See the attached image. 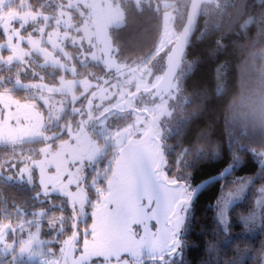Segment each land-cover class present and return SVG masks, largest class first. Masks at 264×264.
<instances>
[{
    "label": "snow or ice",
    "instance_id": "6c2138e0",
    "mask_svg": "<svg viewBox=\"0 0 264 264\" xmlns=\"http://www.w3.org/2000/svg\"><path fill=\"white\" fill-rule=\"evenodd\" d=\"M36 3L0 0V66L7 70V75L0 71V145L11 153L0 161V175L5 168L16 169L4 178H26L29 185L33 170L39 176V190L33 187L29 198L33 210L18 207L15 220L10 213L0 218V264H177L175 258L184 251L182 233L202 190L242 166L238 152L246 151L261 170L233 180L236 188L218 200V223L227 233L229 206L256 179H264V151L230 146V162L198 183L194 170L200 161L185 159V148L170 163L175 149L165 138L178 134L165 133V125L193 67L184 60L190 37L198 18L208 16L209 6L218 7L219 0ZM257 3L264 9V0ZM133 9L154 12L161 29L153 47L128 63L117 30L126 26ZM254 19L240 29L246 32ZM206 35L207 28L201 37ZM90 63L102 72L91 70ZM29 72L24 82L22 75ZM224 75L221 66L217 78ZM222 92L217 84V94ZM183 103L191 101L183 97ZM133 155L144 159L135 172V190L127 200L120 199L119 190L105 196L99 185L108 181L112 162L120 157L127 171L134 168L127 163ZM197 155L221 158L218 148ZM119 182L120 175L112 177L113 186ZM89 188L99 197L96 207L103 202L106 208L102 215L91 209ZM259 193L253 209L240 218L249 231L264 227V185Z\"/></svg>",
    "mask_w": 264,
    "mask_h": 264
},
{
    "label": "trees",
    "instance_id": "16d2710c",
    "mask_svg": "<svg viewBox=\"0 0 264 264\" xmlns=\"http://www.w3.org/2000/svg\"><path fill=\"white\" fill-rule=\"evenodd\" d=\"M224 1L219 0L218 7L210 5V14L199 17L195 35L190 40L184 58L185 63L193 67L182 81L183 93L179 97L180 102L168 122V130H178V134L171 138L165 137L167 144L175 149V152L168 156L170 163H174L176 154L185 148L189 149L185 159L190 163L200 161L196 163L194 170L195 181L198 183L221 172L230 162V146H234L233 151H237L240 145H247L257 151L264 150V130L233 127L226 121L224 112L227 102L224 95L225 87L230 92L236 91L238 65L243 52L241 45L255 33V29L251 27L246 32L242 31L240 25L247 17L252 16L260 22L261 27H264V18L261 16L264 9H261L257 0ZM30 2L36 3V0ZM47 2L48 0H39V3ZM39 3H36L37 7ZM206 28L208 35L201 37ZM160 29L161 18L154 12L148 10L137 12L133 9L128 14L126 26L117 30L122 55L126 57L128 63L144 56L153 47L159 39ZM218 42L222 47H218ZM221 66L225 75L223 79H218L217 69ZM89 67L98 73L102 72V68H92L91 65ZM0 71L7 75V70L2 68ZM30 77V73L27 76L22 75V79ZM217 84L223 85V92L220 94H217ZM23 96V91L17 93V98L22 99ZM183 97H188L191 103L184 104ZM217 148L221 156L218 161L211 159L210 156L197 155L198 152L211 153ZM238 154L242 157V166L226 179L206 187L196 200L186 229L182 233L184 251L175 258L177 264H260L264 250V232L259 231L252 236L244 235L240 218L255 206L256 191L258 187L264 185V179H256L248 187L243 198L233 202L229 207L230 228L227 233L221 231L222 226L215 215L216 201L223 193L222 186L226 185L223 190H231L236 187L232 183L233 180L240 177H255L261 170V166L251 153L240 151ZM10 157V149L0 146V161ZM104 186L99 185L103 189ZM33 187L39 190L34 176L32 185L19 184L15 181L6 182L0 178V218L10 213L15 220L18 207L25 213H30L33 209L29 207L32 204L29 198L33 195ZM93 193L89 188L88 194L92 196ZM68 211L70 212V209ZM42 226L46 232L47 225L43 220Z\"/></svg>",
    "mask_w": 264,
    "mask_h": 264
},
{
    "label": "clouds",
    "instance_id": "9594fccd",
    "mask_svg": "<svg viewBox=\"0 0 264 264\" xmlns=\"http://www.w3.org/2000/svg\"><path fill=\"white\" fill-rule=\"evenodd\" d=\"M251 18L247 17L244 23ZM249 27L255 33L241 45L236 91L230 92L227 87L224 90L225 119L233 127L264 130V27L256 19Z\"/></svg>",
    "mask_w": 264,
    "mask_h": 264
},
{
    "label": "rangeland",
    "instance_id": "374dc122",
    "mask_svg": "<svg viewBox=\"0 0 264 264\" xmlns=\"http://www.w3.org/2000/svg\"><path fill=\"white\" fill-rule=\"evenodd\" d=\"M226 1V0H225ZM224 1V2H225ZM223 2V3H224ZM213 6H215V5H213ZM0 42H2V38H0ZM70 51H75V50H72V49H69ZM5 55H7V53L5 52L4 53ZM90 65H91V63H90ZM2 69V66H0V70ZM37 71H40L41 69H39V68H37L36 69ZM30 73V72H29ZM42 74H46V70H42V72H41ZM31 74V73H30ZM23 81L24 82H29V79H23ZM179 97L177 98V100H175L174 102H173V108H174V110H175V107H177V105L179 104ZM174 112V111H173ZM172 116H173V114H172ZM171 116V117H172ZM171 119V118H170ZM170 119H168L167 120V122H166V125H165V133L167 132V130H168V122H169V120ZM1 146H3V145H1ZM262 151H264V150H262ZM20 154V148H17V155H19ZM127 163L129 164V165H132V166H134V168L133 167H130V168H128V170L127 171H124V169H123V167H122V164H123V162L121 161V159H120V157H117L113 162H112V171H111V173H109V177H108V181H106L105 182V186H104V194H105V196H107L108 195V193H109V190H111V192H113V193H116L117 192V190H119V197H120V199L121 200H127L129 197H130V195H131V193L135 190V172H136V170H139L140 168H141V166L144 164V159L143 158H141L139 155H133V156H130V157H128L127 158ZM15 173H16V169H11V170H9V169H7V168H5V172H3V175H4V177L6 176V175H15ZM116 175H120V182H119V184L117 185V186H113L112 185V177L113 176H116ZM33 176L36 178V183H37V185H38V179H39V176H38V172L36 171V170H33ZM141 178L142 179H145V176H144V174H143V172H141ZM15 181H17V182H21V183H27L26 182V178L24 179V180H21L19 177H17L16 179H14ZM28 184V183H27ZM250 187V186H249ZM261 187V186H260ZM260 187H258L257 188V191H256V198H255V201H257L259 198H260V193H259V189H260ZM38 188H39V185H38ZM236 188V187H235ZM235 188H232L231 190H223L222 192V194L220 195V198L222 197V196H224V195H226L228 192H230V191H232L233 189H235ZM248 189V188H247ZM246 189V190H247ZM245 193H247V191H245ZM245 193H244V195H245ZM243 195V196H244ZM90 197H92V206H91V209H92V211L93 212H99V214L100 215H102L105 211H106V208H104L103 207V202L101 203V206L99 207V208H97L96 207V201L99 199V197L97 196V194L94 192L93 193V195L91 196V195H89ZM219 198V199H220ZM243 198V197H242ZM218 199V200H219ZM218 200L216 201V205H215V215H216V217H217V202H218ZM237 201H239V199H236V200H234L233 202H237ZM254 201V202H255ZM232 205V204H231ZM230 205V206H231ZM229 206V207H230ZM91 209L89 208L88 209V211L90 212L91 211ZM247 215V214H246ZM246 215H244V216H246ZM97 218H99V217H97ZM227 219H228V214H227ZM89 222H87L89 225H91V219H87ZM217 220H218V218H217ZM41 223H42V221H41ZM220 225V224H219ZM241 225H243L242 223H241ZM83 226V225H82ZM220 226H222V225H220ZM223 227V226H222ZM46 229H47V227H46ZM45 229V230H46ZM137 231H142V229L141 228H137L136 229ZM47 231V230H46ZM259 231H263L264 232V227H259V226H257V227H255V228H252V230L251 231H249L248 229H246L245 228V226L243 225V234L244 235H249V236H252V235H255L256 233H258ZM263 239H264V235H263ZM56 247V250L58 251V245L57 246H55ZM25 260L27 259L26 257L24 258ZM260 264H264V250H263V252H262V254H261V257H260Z\"/></svg>",
    "mask_w": 264,
    "mask_h": 264
},
{
    "label": "water",
    "instance_id": "95a60500",
    "mask_svg": "<svg viewBox=\"0 0 264 264\" xmlns=\"http://www.w3.org/2000/svg\"><path fill=\"white\" fill-rule=\"evenodd\" d=\"M199 21H200V20H199V18H198L197 23H196V26H195V29H194V31H193L191 37H190V40H191V39L194 37V35H195V30H196V27H197ZM189 45H190V43H189ZM189 45L187 46V48L189 47ZM187 48H186V50H187ZM228 176H230V175H228ZM228 176H227V177H228ZM227 177H226V178H227ZM206 187H208V186H206ZM206 187H205V188H206Z\"/></svg>",
    "mask_w": 264,
    "mask_h": 264
},
{
    "label": "flooded vegetation",
    "instance_id": "af4514ba",
    "mask_svg": "<svg viewBox=\"0 0 264 264\" xmlns=\"http://www.w3.org/2000/svg\"><path fill=\"white\" fill-rule=\"evenodd\" d=\"M1 146V145H0ZM3 172H5V169L3 170ZM0 178H2L3 180H5L6 182H12V181H15V180H12V181H8V180H6L5 178H4V175H0ZM15 182H17V181H15ZM19 184H23V183H21V182H18Z\"/></svg>",
    "mask_w": 264,
    "mask_h": 264
}]
</instances>
